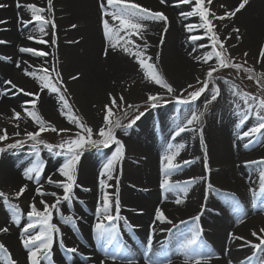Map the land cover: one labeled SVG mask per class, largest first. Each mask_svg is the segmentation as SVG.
Listing matches in <instances>:
<instances>
[{"label": "bare ground", "instance_id": "bare-ground-1", "mask_svg": "<svg viewBox=\"0 0 264 264\" xmlns=\"http://www.w3.org/2000/svg\"><path fill=\"white\" fill-rule=\"evenodd\" d=\"M231 10L236 8L241 0H221ZM17 0H0L6 3V8H0V19L7 20L8 23L0 25V40L6 41L0 44V56L10 57L9 60H0V84L5 89L3 81L12 80L18 87H22L27 92L39 90L36 79L25 76L23 69L41 75V66L46 67L48 58L53 57L54 52L60 58L61 69L65 74L68 84L79 99L91 107H97L105 102L108 93L121 95L132 89L133 97L136 101L147 97L149 92L160 89L158 85L150 83L144 77V72L139 68L137 62L130 56L118 51L109 50V55H102L105 47V40L101 28L100 0H53L54 16L57 24L56 36L57 44H51V26H46L48 35H43L38 31L39 25L32 24L27 31H20L21 23L18 22V15L24 20L31 19V13L26 8L17 9ZM142 6L153 10L163 11L169 18V28L167 33H163V22L145 21L147 25L146 38L151 45L148 48V55L155 58L157 52L160 53L157 62L158 70L163 74L169 83L174 85L184 81L189 76L201 75L207 66L193 60L192 56L201 55L207 49L199 48L200 44H207L203 39L196 42L189 41L192 35L185 29L188 24L184 13V6L178 5L177 0H168L166 5H161L159 0H131ZM21 4L36 3L41 7H46V0H20ZM111 10V9H109ZM52 15V14H47ZM76 24L77 28L70 26ZM235 26L241 31L243 40L239 43H248L255 48L264 46V0H249L240 12L231 20H228L226 27ZM200 30V29H199ZM37 39L48 40L47 44L37 43L29 40L28 36ZM163 35L164 42L160 45V38ZM69 41H79L69 43ZM138 43H143L137 40ZM20 47H31L37 50L49 52L46 57L33 56L30 53H20ZM196 48L195 52H192ZM192 53V55H189ZM250 57L257 68L264 69V66L257 64L258 57L250 54ZM16 62H20V67H16ZM27 62V63H24ZM31 66V67H29ZM202 72V73H201ZM79 74L78 80L70 77ZM168 77L172 78L168 80ZM174 82V83H173ZM175 87V86H174ZM17 94V95H16ZM21 92H9L8 95L0 98V116L12 114L11 109L21 111V105L25 101L15 99L21 96ZM132 95V94H131ZM18 98V97H17ZM34 97H27V101ZM106 104V103H105ZM31 107V105H27ZM86 109V107H84ZM61 105L56 98L47 90L41 93L36 110L45 120L59 123L63 126L69 125L68 119L61 115ZM84 109V110H85ZM232 107L221 95L217 101V108L214 115L220 117L218 123H213L211 132L204 134L207 146L208 165L211 169L210 180L216 191H209L206 187L205 177L204 147L200 142L191 140L192 137L187 131L176 136L175 132L180 122H186L184 115H179L174 111L156 112V115L145 120L142 124V132H131L124 136L125 144H129V150L133 147L138 160L137 170L132 173L128 180L107 181L113 187H100V174L98 169H94L88 163H84L81 174L74 188L75 198L72 201L71 209L68 207L61 211L65 215L80 216L77 227H67L64 231L66 238H63L65 246L78 247V254L66 255L63 250L55 249L53 264H99L105 259L106 253L101 249L93 232L96 223L97 203L102 198V193H117L121 203V215L126 217L129 224L123 221L120 225L122 243L132 251L137 260V264H145L144 251L150 226L153 224L155 209L161 207L166 216L173 220V224H161L156 222V232L153 239V248L150 255L161 260L170 259L171 264H195V260H189L180 250V244L195 229L196 225L192 217L196 216L205 206L201 216L200 225L203 228L201 243L206 244L214 255L209 264H260L264 259V252H258L245 243L259 241L251 235L253 230L264 227V208L253 207L251 188L258 189L257 174L260 168L255 165L246 166V161L260 160L264 158V140L257 137L254 142L249 143L247 139H239L238 134L246 130L247 126L255 123L250 120L248 125L241 128L238 124L235 112H231ZM86 112V111H85ZM171 112V113H170ZM92 114V113H91ZM92 122L95 126L103 125V119L95 113ZM92 115V116H93ZM218 118V117H217ZM29 125L32 121L27 116L23 118ZM101 120V121H99ZM36 126V125H34ZM192 133V131H190ZM133 138V140H131ZM129 142V143H128ZM183 143L185 148L180 151L176 162L181 164L180 170L172 174L171 182H185L195 178V183L189 184L187 194L182 192H163L160 188L163 174L161 171V157L165 154L168 144ZM131 146V148H130ZM132 156L126 157L131 161ZM192 161L183 165V161ZM106 162V161H105ZM261 167H264L262 165ZM14 169L7 164L2 166V181L4 185L21 187L28 185L30 197L48 200L52 196L40 197L36 195L35 189L38 186L35 180H26L23 172L26 169ZM103 168V167H102ZM100 168V172L103 170ZM50 170V171H49ZM59 179L64 178L59 175ZM40 184L46 192L62 190L47 183V178L52 177L51 169L47 168L41 175ZM54 180L55 178L52 177ZM106 179V178H105ZM83 189H88L84 191ZM220 191L229 192L231 195H223ZM216 193V194H215ZM214 195H218L215 197ZM180 196L183 203L177 205L174 201ZM166 197V199H165ZM207 197V198H206ZM83 201V203H80ZM239 202L242 211L237 214L233 211V203ZM229 214H226L228 213ZM244 213H247L244 216ZM238 215L243 216V222H239ZM181 221H185L183 225ZM185 230H184V229ZM165 229V231H160ZM73 231L74 235H73ZM244 237L245 240H234L229 238V234ZM3 235V241L13 250H17L18 239L15 229L10 228L8 233ZM57 245L59 242L57 241ZM58 249V250H57ZM62 249V247H61ZM16 258L24 264L23 255L16 254ZM218 257V258H217ZM251 257V261H249ZM106 264H113L110 259ZM115 264H121L118 260ZM203 264V261H201Z\"/></svg>", "mask_w": 264, "mask_h": 264}, {"label": "snow or ice", "instance_id": "snow-or-ice-1", "mask_svg": "<svg viewBox=\"0 0 264 264\" xmlns=\"http://www.w3.org/2000/svg\"><path fill=\"white\" fill-rule=\"evenodd\" d=\"M161 5H166L168 0H159ZM213 0H177V6L179 4H190L192 10L188 13H181V15L187 16H198L201 20L199 25L187 24L185 25L186 31L189 33L196 32L199 29H203V35H190L189 41L196 42L203 39H207L209 44H200L199 48L207 49L201 55L192 56L193 60L206 65L207 68L204 72L203 79L200 76L195 78V85L189 83L186 88L182 89L177 94V89L173 87L171 83L163 76V74L157 68V62L160 58V53L157 52L155 58L148 55V48L151 46L146 38L147 25L145 21L163 22L164 29L163 33H167L170 22L168 16L160 10H153L148 7L142 6L138 3L131 2V0H100V12H101V28L102 34L105 40V47L102 55L107 57L109 50H118L130 57H132L139 68L143 70L144 77L150 83L158 85L163 92H149L145 104L151 108H156L160 103L167 101L165 96L169 95L176 98L180 104H192L197 101L201 96H205L203 109H193L190 115L186 119V123L178 125L175 135L180 136L185 131H198L200 137V143L204 147L205 159V177H201L202 180L206 181V187L209 191H216L210 180L211 169L208 165L207 159V146L203 136V128L197 129L196 125L202 122V118L207 112L210 105L218 101V98L222 95L220 84L217 81L220 79L216 73L221 70L233 69L236 72H244L247 74L248 79L254 80L261 92H264V72H257L254 66L248 65L247 52L242 54V63H237L236 58L231 54L230 48L226 47L228 40L232 39L231 35H227L224 39H221L220 35L216 31V25L214 21H224L226 19L231 20L245 8L249 0H241L239 5L232 10H225L223 15H217L216 12L211 10ZM6 3H0V8H6ZM17 9L26 8L31 13L30 20H24L22 16L17 17L18 22L23 26L27 27L28 24L39 25L38 31L43 35H48L45 31L46 26H51V44H57L56 28L54 16V3L53 0H46V7H41L36 3H28L26 5L21 4L20 0L16 2ZM221 7H225L221 5ZM111 9V10H109ZM52 14V15H47ZM8 21L0 19V25L7 24ZM72 29L77 28L76 24L70 26ZM233 33H236L235 39L240 41L242 36L238 27L231 29ZM29 40H35L40 44L49 43L48 40L37 39L33 36H28ZM137 40L143 43H138ZM79 41H69V43H78ZM164 42L163 35L160 38V45ZM6 41L0 40V44H4ZM230 47H236L231 45ZM196 48H193L192 52H195ZM20 53H30L33 56L46 57L50 55L49 52L43 50H37L31 47H20ZM192 55V53H189ZM259 57L264 59V46L260 48ZM10 57L0 56V60H9ZM261 61L257 60L259 64ZM27 63V62H24ZM16 67H20V62H16ZM31 67V66H29ZM25 76L33 77L39 84V90L36 92H27L22 87H18L17 84L13 83L12 80L3 81L5 85H9V88L0 89V98L8 95L9 92L18 91L23 93L25 96L34 97L29 101H25L21 105V111H16L15 108L11 109L12 117L11 120L15 121L14 127L20 128V123L24 116L31 119L32 123L36 125V130L28 131L23 130V136L26 139L16 140L14 143L7 144L6 148L0 147V154L4 153L8 149H16L23 147L27 141L32 142V151L36 156V159L30 163L24 172L23 176L26 180H35L38 186L35 189L36 195L40 197L52 196L54 202L49 204L46 200L41 199L39 203L43 206V210L39 209L36 204L35 197L29 204V211L26 213L27 223H22L23 212L18 205L12 204L9 201L8 196L0 191V200H2L3 206L9 211V218L11 224L20 228V240L23 248L27 253V264H53V246L57 241L60 247L64 248L69 254H78V247H66L63 241V233L59 225L52 223L53 212L60 214L61 221L71 227H77L78 217L73 215H65L60 205L62 202H66L71 209V204L74 195V188L77 186V166L81 160L83 150L86 146L93 148H108L110 145H115V151L112 156L107 159L103 165V170L100 173V187L102 189L106 187H113V185L107 184V181L116 180V185L119 184V178L116 175V166L121 162L126 153V145L117 134V129H122L124 135H128V129L133 126L141 119L144 115L143 112H139V106L135 104L127 103L124 95H113L108 93L109 103L104 105L105 115L103 117V125L98 129L96 135L100 139H93V128L88 126L82 117L76 116L71 109V105L66 98V93L69 89L65 86L63 77L55 66L51 69L41 66V75L29 70V68L23 69ZM53 73L55 75L53 76ZM72 80H78L79 74L70 77ZM224 83L228 85L231 94L237 98L235 104V115L237 116L238 124L241 128L248 125V122L254 119L255 123L246 127L238 134L239 139H247L249 143L254 142L257 137L264 140V95H253L249 92H243L239 87L228 80H224ZM198 85V86H197ZM188 89H193L188 91ZM48 90L58 95L59 101L61 102V115L66 116L70 124H74L79 131L75 133L74 138L64 140L59 144L53 145L45 143L40 137L43 132L52 131L56 133L70 132L68 128H58L52 122L45 120L42 115L36 110L37 104L40 100L41 93ZM187 92V96L183 95ZM206 94V95H205ZM27 105H31L28 107ZM114 109H121L124 118H128V109L138 113L128 119L127 124H122L120 118L113 119L115 113ZM21 131L12 133L13 136H21ZM9 138V134L6 128L0 129V142L5 141ZM43 145L49 152H54L56 155H64L67 157L62 167L58 169L59 175L63 177V180H53L52 177L47 178V183L54 185L56 188L62 189L63 196L61 197L56 191L46 192L43 190V185L40 184V177L45 168V163L40 159L39 146ZM185 148L183 143L179 144H168L165 154L161 157V171L163 179L160 183V188L163 192H182L187 194L188 185L195 183V178L185 182H171L169 177L176 171L180 170L182 165L176 162L177 156L180 155V151ZM192 163V161H183V165ZM246 166L255 165L260 168L257 174L258 189L251 188L253 207L264 208V158L260 160L246 161ZM106 178V179H105ZM28 189V185H22L15 193V198L19 199ZM88 191V189H83ZM231 195V194H225ZM207 198V197H206ZM166 199V197H165ZM177 205L183 203V199L178 196L175 201ZM83 203V201H80ZM205 206L202 205V210L196 216L192 217L193 223L196 225L195 229L183 240L180 244V250L188 257L189 260L194 259L195 264H209L214 253L209 250L206 244L201 243V234L203 228L200 225L201 216L204 213ZM234 213L239 214L242 211V206L239 202L233 203ZM247 213H244L246 216ZM244 217L238 215L239 222H243ZM123 221L125 225L133 227L129 224L126 217L121 215V203L117 193H108L104 191L102 193L101 200L97 203L96 209V223L93 227L95 239L98 241L101 249L106 253L105 259L100 260L99 264H106L107 260L120 261L121 264H137L136 258L133 256L132 251L127 247L126 244L122 243L120 236V225L118 222ZM156 222L161 224H173V220L169 219L161 207L155 209V216L153 224L150 226V231L147 236L144 259L145 264H171L170 259L161 260L160 258H154V255H150L153 248V239L156 232ZM185 223V221H181ZM10 226L5 224L0 226V233H8ZM165 231V229H160ZM251 235L255 237L259 242L253 243L252 241H246L244 237L237 236L234 233L229 234V238L234 240H245V243L255 249L258 252H264V227L258 231L253 230ZM0 264H18V261L12 258V254L3 242H0ZM218 258V257H217ZM251 261V257L248 258ZM185 264H188L186 260ZM228 264H232L229 260ZM264 264V260L260 262Z\"/></svg>", "mask_w": 264, "mask_h": 264}, {"label": "rangeland", "instance_id": "rangeland-1", "mask_svg": "<svg viewBox=\"0 0 264 264\" xmlns=\"http://www.w3.org/2000/svg\"><path fill=\"white\" fill-rule=\"evenodd\" d=\"M180 5L184 6L183 7L184 11H185L184 13H188L192 10V5H190V4H180ZM221 5H224L225 7L222 8ZM210 7H211V10L216 12L217 15H223L225 10H231V7L227 6L221 0H213V3ZM186 17H187L188 24L199 25L201 23V20L199 19L198 16H194V15L193 16H187L186 15ZM227 22H228V19H226L224 21H219V20L214 21V23L216 25V31L220 35L221 39H224V37L227 35L232 36V39L227 41L226 47L230 48L231 54L236 58L235 62L242 63V60H243L242 54L244 52H247L249 54L247 66H254L257 72H264V69H260V68L256 67V65L254 64V62L252 61V59L250 57V54H254L255 56L258 57V60L261 61L259 64L264 66V59H261L259 57V51H260L261 47L259 48V45H256L255 48H252V46L249 45V42L245 43V44L243 42H241V43L237 42L235 39L236 33H233L231 31V29L235 26L226 27ZM30 25H32V24H28L27 27H25L21 24L19 30L25 32L29 29ZM203 32H204V30L200 29L196 32H192V35H203ZM240 33H241V31H240ZM204 40L207 42V44H209V41L207 39H204ZM242 40H243V38H242ZM231 45H236V47H230ZM53 55H54L53 57L51 56L48 58V63L46 65V68L51 69L53 66H55L57 68V70L59 71V73L63 77L65 86L69 89V92L66 93L65 95H66V98L68 99L69 104L71 105L72 111L74 112V114L76 116L82 117L83 121L88 126L93 128V139H100V137L96 135V132L98 131V129L102 125L101 126H95L94 125V123L92 122L93 117H94L93 113H95V117L97 115H99V117H101L103 119V117L105 115L104 105H105V103L106 104L109 103V96L106 98L105 102L100 103L97 107H91L89 104H85V102H83L82 99L78 98V96L72 90L71 86L68 84L66 76H65V74H63V70L61 69L59 56L55 52ZM41 74H42V72H41ZM54 75H55V73H53V76ZM216 75L220 77V79L217 81V83L220 84L223 98L225 96L226 100L230 103V106L232 107L231 112L232 111L235 112L234 102L237 100V98L231 94V92L229 91V87L227 84L224 83V80H228V81L235 83L239 87V89L243 92H249V93H252L253 95H264V92H261V90L258 88L255 81L248 79L247 74L244 72H236L233 69H226V70H221L220 72L216 73ZM197 76H200L201 79H203L204 72L201 75L189 76L184 81H180L179 83H175L173 85V87L175 86L174 88L177 89V94H179L182 89L186 88L189 83H192L195 85V78ZM168 80L172 81V78L168 77ZM3 87H4V85L2 86V84H0V88H3ZM192 90L193 89H188V91H192ZM163 91L164 90L160 88L159 90L153 91V92H163ZM50 93L56 98V100L61 105V102L59 101L58 95L56 93H52V92H50ZM113 95H116V94H113ZM122 95H124L127 103L138 105L139 106V112L144 113V115L141 117V119L139 121H137V123L133 126V128L127 130L128 134L131 132L132 133L133 132H135V133L142 132V124L145 122V120L150 119L151 115H152V117H154L156 115V112H158V111L163 112V111H174L176 109H180V110H177L178 112H180L178 114L184 115L183 118H184V120H186L188 118V116L190 115V112L193 109H201V110L203 109V104H204V100H205V96H201L194 103L185 105V104L178 103L176 98L169 96V95H166L165 96V100L167 101L166 103L162 102L156 108H151L149 105H146L144 103L145 100L147 99V97H142V99L135 102V99L133 98L135 96H134V92L132 91V89L124 92ZM183 95L186 97L187 92H184ZM116 96H119V95H116ZM27 97L28 96L21 94V96H15V99H17L19 101H27L28 100ZM84 107H86V109ZM216 108H217V102H214L212 105L209 106L207 112L205 113V115L202 118V122L199 125H196L197 129L200 127L203 128V136H204V134L208 135L211 132V128H212V125L214 122L218 123L220 121V117L213 114V112L216 110ZM127 111L129 113V115H128V118L126 119V118H124L121 109H114L115 115H114L113 119L120 118L122 124H127L128 119H130L133 115L138 114V113L133 112V110H131V109H128ZM11 117H12L11 113H9L7 116H0V129L6 128L8 131V134H9V138L7 140L0 142V147L6 148L7 144L14 143L16 140L26 139L23 136V130H25V129H27L28 131L36 130V126L27 124L24 119L19 121L20 128L17 129L16 127H14L15 121H12ZM252 120H254V119H252ZM99 121H101V120H99ZM52 123L55 124L58 128H68V129H71V131L70 132H63V133H59V134L56 132H52V131L43 132L41 134L40 138L45 143H48V144L56 145V144L61 143L64 140L74 138L75 133L77 131H79V129H77L74 124L69 123V125L63 126L59 123H57V124L54 122H52ZM184 123H186V122H184V121L180 122V124H178V125H181ZM16 131H21V133H22L21 136H19V137L13 136L12 133H14ZM187 133L192 137L191 140L193 142H194V140L197 142H200V137H199L198 131H192V133H190V131H187ZM116 134L125 143L124 131L122 129H117ZM131 140H133V138ZM31 145H32V142L27 141L23 147H18L16 149H8L4 153L0 154V191H3L8 196L10 203L18 205L19 208L22 210L23 216H22L21 227H23L24 223L28 222L27 217H26V213L30 210L29 204L32 202L34 197L29 196L28 189H27V191L19 199H16L15 193H16V191H18V189L20 187H15V186H11V185H4L3 181H2V174L1 173H2V166L4 164H7L9 167L14 168V169H21V168H25V167L30 166V163L36 159V156L33 154ZM125 145H126L125 157L116 166V169H117L116 175L118 176L119 180H128L130 175L132 173H135L137 170V163L135 161L138 160V158L136 157L135 152H133L134 146L132 148L130 146V148L132 150V151H130L129 150V144L128 145L125 144ZM200 145H201V143H200ZM115 147L116 146L114 144L110 145V147H108V148H103V147L93 148V147L86 146L85 149L83 150L81 160L77 166V182L79 180V177L81 174V169H82L84 163H88L94 169H98L99 174H100L101 173L100 168H102L105 161H107V159H109L112 156L113 152L115 151ZM39 150H40V159L43 160V162L45 163L44 170L47 168L51 169L52 177L55 178L54 180H58L59 176H58L57 170L63 166L67 157L64 155H56L54 152H49L46 148L43 147V145L39 146ZM128 156L133 157V158H131L132 160L130 162L127 161V159H126V157H128ZM41 177H40V180H41ZM40 182H42V181H40ZM35 183L37 184V182H35ZM219 193H222L223 195L230 194L229 192H225V191H220ZM58 194L62 197L63 196L62 190H60L58 192ZM214 196L218 197V195H214ZM54 199L55 198L50 197L46 201L49 204H51L54 202ZM35 200H36L37 207L39 209L43 210V206L39 203V201L41 199L35 197ZM68 207H69V205L66 202H62L60 205V209H62V210L67 209ZM226 214H229V212ZM77 217L81 218L80 216H77ZM51 222L59 225L61 232L63 233V238H66L64 235V231L67 230L68 226L65 225L61 221L59 213L53 212V219ZM5 224L9 225L10 228L15 229L17 232L18 239H20L19 238L20 237V228L11 224V220L9 218V211L3 206L2 200H0V226H4ZM183 224L184 223H182L180 225H183ZM74 232L75 231H73V235H74ZM3 238H4L3 235H0V242H3L5 244V242L3 241ZM207 243L208 242H206V244ZM18 244L19 245L17 246V250L16 249L13 250L7 244H5V245L9 249L10 253L12 254V258L18 261V264L21 263V262H19L20 260L16 258L17 257L16 254L18 252H19V255L24 256V257H22L25 259V260H23L24 264H27V253H26V250L22 246L21 240ZM68 247H70V246L68 245ZM74 247H76V246H74ZM56 248L60 249V250L57 249L58 250L57 252H60L63 250V252L66 255H69V253H67L64 248L61 249L60 245H57V242L54 243V246H53L52 251L54 252V254H55ZM54 254H53V261L55 259ZM0 255H2V253H0ZM262 259H264V257ZM42 264H46V262L42 261Z\"/></svg>", "mask_w": 264, "mask_h": 264}]
</instances>
